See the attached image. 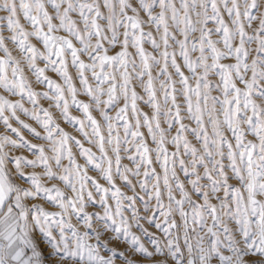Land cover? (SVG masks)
I'll return each instance as SVG.
<instances>
[{
  "label": "snow or ice",
  "instance_id": "obj_1",
  "mask_svg": "<svg viewBox=\"0 0 264 264\" xmlns=\"http://www.w3.org/2000/svg\"><path fill=\"white\" fill-rule=\"evenodd\" d=\"M0 264H264V0H0Z\"/></svg>",
  "mask_w": 264,
  "mask_h": 264
}]
</instances>
